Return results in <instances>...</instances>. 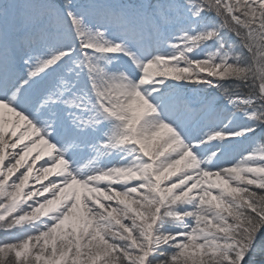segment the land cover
Here are the masks:
<instances>
[{"label": "rangeland", "instance_id": "rangeland-1", "mask_svg": "<svg viewBox=\"0 0 264 264\" xmlns=\"http://www.w3.org/2000/svg\"><path fill=\"white\" fill-rule=\"evenodd\" d=\"M238 53L251 55L255 97L219 74ZM141 74L166 88L145 95ZM4 105L17 115L0 110V255L264 260L258 233L243 241L264 227V0H0Z\"/></svg>", "mask_w": 264, "mask_h": 264}, {"label": "trees", "instance_id": "trees-1", "mask_svg": "<svg viewBox=\"0 0 264 264\" xmlns=\"http://www.w3.org/2000/svg\"><path fill=\"white\" fill-rule=\"evenodd\" d=\"M242 44V42H241ZM227 68L221 73L219 72V74H222L223 77H226V81L224 84L228 85L230 84L232 87L230 92L232 94H236L239 97H255L257 95V91H258V82L255 78V70H253V64H252V59H251V55L248 53H238V60L235 61H230L227 63ZM217 73V71H216ZM255 79H254V78ZM256 80V81H255ZM257 193L256 195V199L258 197H260L261 195L264 196V192H260ZM251 215V213H250ZM252 216V215H251ZM257 215H254V217H256ZM257 221V220H256ZM257 227L258 225V221L256 222ZM262 227L259 231L258 229ZM256 233H258V245L260 243H264V227L263 226H259L258 228H256L255 231H253L252 233L248 232V234L245 235V237L243 236V241L247 240L248 241L250 239H252ZM6 240H4V238L0 239V246H7V249H10V244L9 242H5ZM9 245V246H8ZM4 248V247H2ZM5 249V250H7ZM262 252H264V247L263 250H261ZM11 252V251H10ZM9 252V253H10ZM0 254H2L0 252ZM8 255V254H7ZM0 255V264H22L17 262V260L15 259V257L13 255ZM3 256V257H1ZM28 264H34L29 262ZM260 264H264V260L261 261Z\"/></svg>", "mask_w": 264, "mask_h": 264}, {"label": "bare ground", "instance_id": "bare-ground-1", "mask_svg": "<svg viewBox=\"0 0 264 264\" xmlns=\"http://www.w3.org/2000/svg\"><path fill=\"white\" fill-rule=\"evenodd\" d=\"M95 23H98V21L96 20ZM8 31H9V29H8ZM7 33L8 32L5 31V36L6 37L8 36ZM62 55L64 56V54H62ZM60 58H62V57H60ZM5 71H3L2 74H4ZM139 80H140V83L142 85L143 92L145 93V95L150 96V97L155 96L156 94H159V93L163 92L164 89L166 88V84L164 83V80H160L157 83H152L150 81L151 80V77L150 76H146L145 74H141L140 77H139ZM11 93L14 94L13 92H11ZM13 96H15V95H13ZM0 110H1L2 113L8 114L11 117H15L17 115L16 112L13 110L12 107H8V106H5L4 105V106H1L0 107ZM27 114H28V112H27ZM36 116L39 117V116H41V114H38ZM30 117H31V114H28L26 117L25 116L24 117L23 116H18L19 120L21 122H23L25 125H27L28 121L30 120L29 119ZM73 137H76L77 138V135L76 134H73ZM76 141H77L76 139L74 141H72V139H66L62 143V148L64 149V152L66 154V155L64 154L65 157H66L65 159L70 160V161H77L78 160V158H76L73 155V153H70L71 150H72V148L75 146V142ZM42 152L44 153V156L46 157L47 160L53 161L55 159L54 156H52L51 150L49 148L46 147ZM244 159L246 160L247 157L242 158L240 160V164L242 163V165H243V162H241V161H244ZM61 164H63V163L61 162ZM223 164L225 166H227V168H230V169L236 167V166L235 167L232 166V165H235V163L228 164V162H227V163H223ZM227 170H229V169H227Z\"/></svg>", "mask_w": 264, "mask_h": 264}]
</instances>
